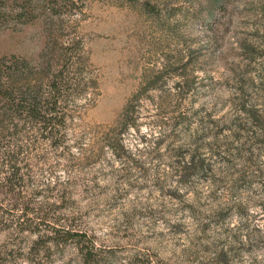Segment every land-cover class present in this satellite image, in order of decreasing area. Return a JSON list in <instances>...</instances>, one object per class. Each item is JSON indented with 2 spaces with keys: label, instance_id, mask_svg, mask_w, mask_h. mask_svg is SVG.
I'll list each match as a JSON object with an SVG mask.
<instances>
[{
  "label": "rangeland",
  "instance_id": "1",
  "mask_svg": "<svg viewBox=\"0 0 264 264\" xmlns=\"http://www.w3.org/2000/svg\"><path fill=\"white\" fill-rule=\"evenodd\" d=\"M58 1L73 9L61 33L81 36L98 81L69 135L89 148L137 96L134 124L121 160L61 159L48 176L70 181L55 209L87 233L92 255L62 232L0 229V264H264V139L241 107L264 108V0H230L215 22L196 0ZM50 12L8 1L0 56L39 59Z\"/></svg>",
  "mask_w": 264,
  "mask_h": 264
},
{
  "label": "trees",
  "instance_id": "2",
  "mask_svg": "<svg viewBox=\"0 0 264 264\" xmlns=\"http://www.w3.org/2000/svg\"><path fill=\"white\" fill-rule=\"evenodd\" d=\"M8 1L21 2L25 10L32 5V0H0V10ZM44 1L51 16L44 22L46 48L41 57L27 61L0 56V229L51 239L62 232L65 238L82 242L79 249L87 259L94 242L82 229L70 227L69 218L55 209L58 200L69 197L70 181L55 176L52 183L48 176L61 159L68 163L99 159L105 150L119 160L125 157L121 135L134 124L130 108L137 96L124 105L110 133L89 148L81 138L69 135L94 100L98 81L81 36L76 31L61 33L66 27L63 12L71 13L72 6ZM231 6L230 0H196L194 9L204 11L203 19L215 22L216 15L229 14ZM258 12L264 18V2L258 5ZM241 107L250 128L252 123L264 139V108L246 107L243 101ZM202 161L192 156L189 163L199 168ZM255 228L264 236L261 225L256 223Z\"/></svg>",
  "mask_w": 264,
  "mask_h": 264
}]
</instances>
